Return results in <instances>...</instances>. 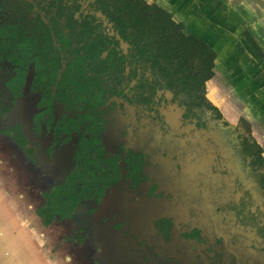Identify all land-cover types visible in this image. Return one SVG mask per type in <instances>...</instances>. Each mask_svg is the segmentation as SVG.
<instances>
[{
    "label": "flooded vegetation",
    "instance_id": "af4514ba",
    "mask_svg": "<svg viewBox=\"0 0 264 264\" xmlns=\"http://www.w3.org/2000/svg\"><path fill=\"white\" fill-rule=\"evenodd\" d=\"M21 1L35 6L30 17H39L40 42L47 25L52 43L39 52V92L33 90L34 64L13 105L0 82V136L20 147L9 132L22 129L34 150L33 158L25 152L29 161L38 170L52 166L59 175L50 188L66 181L79 145H102L121 170V179L100 203L85 201L72 218L63 220L76 223L75 241L90 240L98 227L120 230L133 245L132 255L110 253L106 264H264L263 200L242 145L229 141L231 129L222 125L223 139L210 135L212 121L203 123L201 110L188 109L155 76L152 64L139 60L97 0H58L55 5L52 0ZM59 8L63 14H57ZM118 59L122 73L114 68ZM67 70L61 94L58 85ZM54 77L56 83L49 84ZM51 89L55 108L49 112L43 103L50 101ZM93 101L104 104L93 107ZM60 102H71L72 109ZM49 116L54 117L51 126ZM65 117L68 126L57 131ZM198 128L203 136L195 139ZM108 200L106 213L97 219ZM123 202L135 207L153 202L160 214L152 230L125 228L129 215L124 208L117 210ZM97 256L93 264H104Z\"/></svg>",
    "mask_w": 264,
    "mask_h": 264
},
{
    "label": "trees",
    "instance_id": "16d2710c",
    "mask_svg": "<svg viewBox=\"0 0 264 264\" xmlns=\"http://www.w3.org/2000/svg\"><path fill=\"white\" fill-rule=\"evenodd\" d=\"M97 3L99 9L115 23L123 39L140 55L139 60L152 64L151 69L155 76L164 80L167 87L181 98L188 109L195 107V110H209L213 118L221 122L226 130L231 129L230 136L233 138L229 137V141L232 143L236 141V145H242L244 159L248 160V167L260 191L264 207L263 148L253 137L251 125L247 121L242 119L237 127L231 125L219 106L209 98L208 83L215 76L217 59L215 50L205 41L187 34L185 25L176 21L171 12L158 4L149 3L147 0H97ZM55 4H59L58 0L50 2V5ZM34 9V4L21 0H2L0 3V82L3 91L12 96V105L15 99L23 94L28 68L32 64L35 65L36 73L33 90L39 92V52L52 43L50 28L47 25L42 29L40 42L39 17H30ZM57 14H63V11L59 8ZM45 28L48 29L44 30ZM246 36L257 54L264 58V53L257 42L249 33H246ZM61 41L64 42L66 39L62 37ZM117 62L114 68L122 73L123 62L120 59ZM68 70L58 85L61 94ZM55 83L56 77L49 82L52 85ZM46 90L47 88H44V92ZM52 100L51 89L50 101L43 103L49 107V112L55 108ZM60 103L67 104V110L72 109L71 102ZM99 104L104 102L91 103L93 107H98ZM2 114L3 112H0V122L3 121ZM67 119L68 117H65L63 122L57 124V131H62L68 126ZM35 122L39 129V114ZM47 122L51 126L54 117H47ZM9 133L33 158L34 150L28 145L22 129H12ZM120 179L118 160L106 156L102 145H79L73 170L64 183L51 187L45 193V203L38 208L37 214L47 227L57 220H68L77 213L85 201L100 203L106 191L115 186ZM250 218L256 222L254 216L251 215ZM261 236L264 239V231Z\"/></svg>",
    "mask_w": 264,
    "mask_h": 264
},
{
    "label": "crops",
    "instance_id": "0c3cea01",
    "mask_svg": "<svg viewBox=\"0 0 264 264\" xmlns=\"http://www.w3.org/2000/svg\"><path fill=\"white\" fill-rule=\"evenodd\" d=\"M147 1L171 12L176 21L185 25L187 34L205 41L215 50V76L208 83L209 98L219 106L231 125L237 127L242 119L247 121L253 137L264 151V58L257 54L246 36L249 33L264 53V0ZM14 158L13 149L4 151L0 159L3 171L9 172L6 165ZM25 166L34 164L27 161ZM47 167L42 174V170L35 167L20 169L21 175L7 176L15 191L2 192L0 196L5 199L0 201V264H59L60 261L93 264L98 255L92 240L82 244L75 241V222L43 225L37 209L44 202L45 188L38 189L37 195L34 191L16 188L15 179L36 173L54 183L59 175L53 171L54 167ZM26 171L27 175H24ZM13 202L17 204L12 205ZM35 202L39 204L35 205ZM17 210L19 213L22 210L21 215L25 216L31 210V216L16 223ZM31 224L35 227L28 233L26 228ZM87 245L89 249H86Z\"/></svg>",
    "mask_w": 264,
    "mask_h": 264
},
{
    "label": "rangeland",
    "instance_id": "374dc122",
    "mask_svg": "<svg viewBox=\"0 0 264 264\" xmlns=\"http://www.w3.org/2000/svg\"><path fill=\"white\" fill-rule=\"evenodd\" d=\"M246 104V103H245ZM171 115L176 118L177 114L176 111H172ZM201 117H202V122H211L210 123V135L214 136L215 138H217V136H219L221 139H223L224 136V131H223V126L222 129L220 127H218V124L216 123V121L213 120L212 117V113L209 110H203L201 112ZM226 118V117H225ZM176 122H178V119H175ZM208 134V133H207ZM203 136V134L199 131L198 129H195V139L198 136ZM195 142H197L195 140ZM7 145H17L16 143H13L11 141L10 144V140L8 137L6 136H0V159H2V155L4 153L5 150L9 151L10 149H13V155H15V158L12 159L10 164H7L6 167L7 169H9L8 171H3L1 166V171H0V196L2 195V192L8 193V192H12L15 191L14 190V186H12L11 183H9V178L7 176H11L13 177V175H21L20 173V169H34V166H25V164L27 163V161H29V158L27 157L26 153L24 150H22L20 147H8ZM238 145V144H237ZM5 149V150H2ZM3 161H1L2 163ZM2 165V164H1ZM25 166V167H24ZM38 166V165H37ZM14 168V170H12ZM47 166L45 165H40V169L42 170L41 174L43 173V171L47 170ZM5 169V168H4ZM28 171L24 172V175H27L25 173H27ZM33 173V172H32ZM2 180V181H1ZM18 180V179H17ZM15 179L16 182H14L16 188H18V190H20V188L24 191H34L35 195L39 194L37 192L38 189L40 188H45L44 191H47L50 186L52 184H56L55 183H51L52 181L49 179H46L44 176H40L39 177V173L30 175L28 177L24 176V177H20L19 180L17 181ZM62 180V179H61ZM7 182L10 184L7 185ZM20 186V187H19ZM33 188V190H32ZM17 190V189H16ZM3 197V196H2ZM1 202H4L5 199L0 198ZM13 201V200H12ZM110 200L106 201L105 204L102 205V207L99 210V213L97 214V219H100L107 211L108 207L110 206L109 204ZM17 203L13 202L12 205H15ZM38 202H35V205H38ZM126 205V206H125ZM118 209L120 210L122 208H124L125 212L129 215V222L127 224V226H125V228H130V231H149L152 230V227L154 225V221L155 218H157V216L160 214L158 210H156V208L154 207L153 202H151L150 204L143 206V207H135L132 206L131 204L129 205L128 202H124L123 203H119L118 205ZM37 207V206H36ZM22 211V210H21ZM19 213V210L16 211L15 214V219H16V223L20 222L23 220L24 217H30L31 216V210H29L26 213V216L23 214L21 215V212ZM21 215V216H20ZM89 224L93 223L92 220L88 221ZM16 223H14L16 225ZM122 226V224H121ZM29 228H26V230L28 231V233L35 227V224H31L28 226ZM102 227H105L104 225H102ZM87 229H89V226H87ZM98 229V233H94L93 237H91L90 241H93V244L96 248V246H98L99 248V252H98V260H100V262L106 264V261H109L110 256H108L110 253L115 254L119 257H124L126 254L127 255H132L130 249L132 248V244L125 239L122 235H119V231H117L116 229L111 230H107L104 232V229L101 228H97ZM49 231V230H48ZM103 233V234H102ZM13 234H15V232L13 231ZM100 234L101 237H100ZM67 240V239H66ZM89 245L86 246V249H89ZM121 263V262H119ZM15 264V263H13ZM59 264H67L66 261H60Z\"/></svg>",
    "mask_w": 264,
    "mask_h": 264
}]
</instances>
